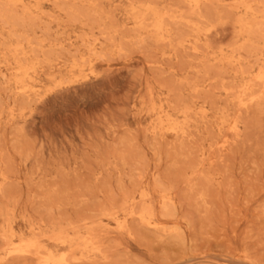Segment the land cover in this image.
I'll use <instances>...</instances> for the list:
<instances>
[{
	"label": "rangeland",
	"instance_id": "rangeland-1",
	"mask_svg": "<svg viewBox=\"0 0 264 264\" xmlns=\"http://www.w3.org/2000/svg\"><path fill=\"white\" fill-rule=\"evenodd\" d=\"M0 264H264V0H0Z\"/></svg>",
	"mask_w": 264,
	"mask_h": 264
}]
</instances>
